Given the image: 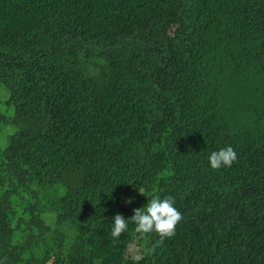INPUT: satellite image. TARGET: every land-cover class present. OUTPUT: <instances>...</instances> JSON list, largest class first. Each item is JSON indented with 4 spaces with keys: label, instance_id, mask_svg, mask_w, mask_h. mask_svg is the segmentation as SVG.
<instances>
[{
    "label": "trees",
    "instance_id": "1",
    "mask_svg": "<svg viewBox=\"0 0 264 264\" xmlns=\"http://www.w3.org/2000/svg\"><path fill=\"white\" fill-rule=\"evenodd\" d=\"M154 197L175 235L112 238ZM132 244L264 264V0H0V264H133Z\"/></svg>",
    "mask_w": 264,
    "mask_h": 264
},
{
    "label": "clouds",
    "instance_id": "2",
    "mask_svg": "<svg viewBox=\"0 0 264 264\" xmlns=\"http://www.w3.org/2000/svg\"><path fill=\"white\" fill-rule=\"evenodd\" d=\"M236 160L237 153L231 146L221 147L208 156L209 167L213 170L230 168ZM125 202L131 204L132 198H127ZM181 219L182 215L175 207L172 198L154 197L148 200L145 206L133 209V215L130 218H125L121 214L115 215L111 224V236L118 239L132 224L135 232L141 237L155 233L163 240L175 235L176 227ZM127 252L133 264H139V261L143 259L135 244L130 245Z\"/></svg>",
    "mask_w": 264,
    "mask_h": 264
},
{
    "label": "rangeland",
    "instance_id": "3",
    "mask_svg": "<svg viewBox=\"0 0 264 264\" xmlns=\"http://www.w3.org/2000/svg\"><path fill=\"white\" fill-rule=\"evenodd\" d=\"M14 124L18 127H26L28 124V121L23 119V118H17L14 120ZM13 127V126H12ZM11 126H8V128L5 130V133H7V131H13L14 129Z\"/></svg>",
    "mask_w": 264,
    "mask_h": 264
}]
</instances>
